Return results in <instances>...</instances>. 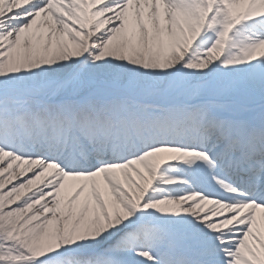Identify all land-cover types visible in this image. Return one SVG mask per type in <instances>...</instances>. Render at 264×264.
Returning a JSON list of instances; mask_svg holds the SVG:
<instances>
[{
	"label": "snow or ice",
	"instance_id": "obj_1",
	"mask_svg": "<svg viewBox=\"0 0 264 264\" xmlns=\"http://www.w3.org/2000/svg\"><path fill=\"white\" fill-rule=\"evenodd\" d=\"M0 264H264V0H0Z\"/></svg>",
	"mask_w": 264,
	"mask_h": 264
}]
</instances>
